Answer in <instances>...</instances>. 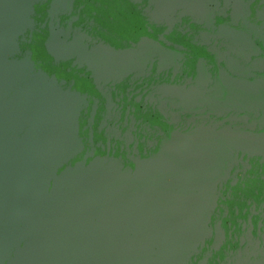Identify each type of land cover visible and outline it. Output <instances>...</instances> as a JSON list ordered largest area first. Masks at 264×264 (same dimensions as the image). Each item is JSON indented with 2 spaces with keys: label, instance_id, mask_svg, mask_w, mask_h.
Instances as JSON below:
<instances>
[{
  "label": "water",
  "instance_id": "95a60500",
  "mask_svg": "<svg viewBox=\"0 0 264 264\" xmlns=\"http://www.w3.org/2000/svg\"><path fill=\"white\" fill-rule=\"evenodd\" d=\"M0 264H264V0H0Z\"/></svg>",
  "mask_w": 264,
  "mask_h": 264
}]
</instances>
